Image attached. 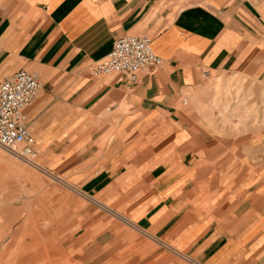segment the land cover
<instances>
[{"label": "crops", "instance_id": "obj_1", "mask_svg": "<svg viewBox=\"0 0 264 264\" xmlns=\"http://www.w3.org/2000/svg\"><path fill=\"white\" fill-rule=\"evenodd\" d=\"M126 35L161 66L91 76ZM20 71L82 264H264V135L219 137L196 106L214 78L264 87V0H0V81ZM44 258L33 243L14 264Z\"/></svg>", "mask_w": 264, "mask_h": 264}, {"label": "rangeland", "instance_id": "obj_2", "mask_svg": "<svg viewBox=\"0 0 264 264\" xmlns=\"http://www.w3.org/2000/svg\"><path fill=\"white\" fill-rule=\"evenodd\" d=\"M204 90L203 106L196 93L197 112L208 109L217 136L264 135V87L223 76ZM77 206V196L47 171L42 155L20 158L0 148V264H14L33 243L45 250L41 264H82L72 251Z\"/></svg>", "mask_w": 264, "mask_h": 264}, {"label": "built area", "instance_id": "obj_3", "mask_svg": "<svg viewBox=\"0 0 264 264\" xmlns=\"http://www.w3.org/2000/svg\"><path fill=\"white\" fill-rule=\"evenodd\" d=\"M161 64L150 38L126 35L115 41L112 52L96 63L90 74L93 77L125 75L134 82L139 73ZM41 88L38 74L32 72L20 71L0 81V148L20 158L39 154L25 110Z\"/></svg>", "mask_w": 264, "mask_h": 264}, {"label": "bare ground", "instance_id": "obj_4", "mask_svg": "<svg viewBox=\"0 0 264 264\" xmlns=\"http://www.w3.org/2000/svg\"><path fill=\"white\" fill-rule=\"evenodd\" d=\"M204 96V95H203ZM32 162V161H31Z\"/></svg>", "mask_w": 264, "mask_h": 264}]
</instances>
